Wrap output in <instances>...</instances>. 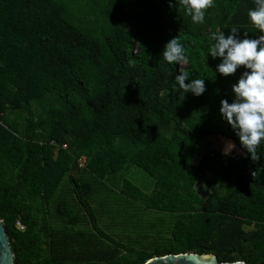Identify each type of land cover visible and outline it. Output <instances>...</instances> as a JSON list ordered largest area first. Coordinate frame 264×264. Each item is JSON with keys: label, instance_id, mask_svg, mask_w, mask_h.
Wrapping results in <instances>:
<instances>
[{"label": "trees", "instance_id": "16d2710c", "mask_svg": "<svg viewBox=\"0 0 264 264\" xmlns=\"http://www.w3.org/2000/svg\"><path fill=\"white\" fill-rule=\"evenodd\" d=\"M213 4L194 23L179 0H0V220L14 264H142L182 252L264 264V140L253 161L220 112L248 70L225 76L208 54L213 32L264 33L248 16L255 0ZM176 36L187 60L169 63L163 49ZM182 72L205 91H176ZM213 136L239 156L209 149L196 164ZM133 167L154 180L150 193L129 180L118 192L173 219L164 245L113 238L92 205L107 177Z\"/></svg>", "mask_w": 264, "mask_h": 264}, {"label": "clouds", "instance_id": "9594fccd", "mask_svg": "<svg viewBox=\"0 0 264 264\" xmlns=\"http://www.w3.org/2000/svg\"><path fill=\"white\" fill-rule=\"evenodd\" d=\"M179 2L194 23H203L205 10L214 6L213 0H179ZM255 3L256 7L248 11V16L253 25L264 33V0H255ZM239 30L238 27H232L227 36L224 32L211 33L208 54L210 53L213 58H222L217 70L225 76L234 74L240 66L248 70L232 86L235 100L232 103L226 99L222 100L220 112L233 129L237 130L236 135L242 146L250 153L251 159L256 161L262 155L261 153L258 155L257 149L264 140V34L253 39L248 38L245 33V38L240 39ZM162 56L169 63L187 60L186 50L178 36L166 43ZM130 63L134 62L130 61ZM188 78L187 72L175 77L179 85L176 91L182 89L183 94L192 91L197 96L205 91L203 78L192 79L191 83H185ZM232 148L234 145L229 142L225 154H228ZM235 264H244V261L237 260Z\"/></svg>", "mask_w": 264, "mask_h": 264}, {"label": "rangeland", "instance_id": "374dc122", "mask_svg": "<svg viewBox=\"0 0 264 264\" xmlns=\"http://www.w3.org/2000/svg\"><path fill=\"white\" fill-rule=\"evenodd\" d=\"M229 142L231 141L221 136L210 137L208 140L202 142L200 152L195 157V163L198 164L201 157L209 149L225 154V149ZM228 155L238 157L239 151L234 147L228 152ZM207 177L213 179L209 173H207ZM125 180L136 183L147 193H150L154 184V180L137 167L107 177L103 182L107 187L100 192L99 198L96 197L92 201L93 207L102 219L101 226L109 235L122 242H135L139 246L150 248L166 244L169 239L170 222L173 219L164 213H156L148 210L138 202H131L129 199L120 195L118 188ZM66 184L68 183L65 182ZM196 188L202 198L209 196V190L201 179L198 181ZM68 194L69 192H66L62 188L60 197L67 202L72 201L73 199ZM104 216L106 218L105 221H103ZM149 230L153 236L144 239V236L147 235Z\"/></svg>", "mask_w": 264, "mask_h": 264}, {"label": "water", "instance_id": "95a60500", "mask_svg": "<svg viewBox=\"0 0 264 264\" xmlns=\"http://www.w3.org/2000/svg\"><path fill=\"white\" fill-rule=\"evenodd\" d=\"M236 261H220L216 253L182 252L157 255L142 264H235ZM14 263L15 253L10 244L6 227L0 220V264ZM244 264L247 263L244 261Z\"/></svg>", "mask_w": 264, "mask_h": 264}]
</instances>
